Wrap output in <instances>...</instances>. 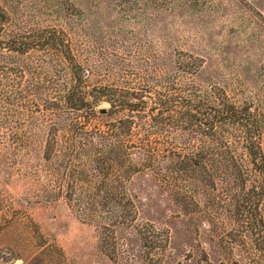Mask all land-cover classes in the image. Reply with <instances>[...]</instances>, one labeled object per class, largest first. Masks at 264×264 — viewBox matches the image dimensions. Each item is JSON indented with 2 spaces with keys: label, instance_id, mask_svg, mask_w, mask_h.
Returning a JSON list of instances; mask_svg holds the SVG:
<instances>
[{
  "label": "trees",
  "instance_id": "obj_1",
  "mask_svg": "<svg viewBox=\"0 0 264 264\" xmlns=\"http://www.w3.org/2000/svg\"><path fill=\"white\" fill-rule=\"evenodd\" d=\"M64 1L60 12L69 24L72 2ZM76 1L87 40L86 5L120 15L110 37L115 60L95 68V80L104 78L102 70L129 72L143 83L136 90L93 85L96 70L81 60L69 33L27 26L0 3L3 182L29 180L27 204L62 200L85 221L108 222L101 229L115 250L116 229L134 232L145 249H164L170 229L136 223L156 196H169L182 211L178 219L195 224L202 261L214 264L222 255V264H264V107L248 98L239 104L209 77L201 53L211 54L193 43L202 32L178 14L202 1ZM191 45L200 54L184 50ZM104 103L110 109L101 115ZM37 144L41 160L24 163ZM138 176L141 188L154 185L148 200L135 191ZM6 202L0 191V235L25 224L23 210Z\"/></svg>",
  "mask_w": 264,
  "mask_h": 264
},
{
  "label": "rangeland",
  "instance_id": "obj_2",
  "mask_svg": "<svg viewBox=\"0 0 264 264\" xmlns=\"http://www.w3.org/2000/svg\"><path fill=\"white\" fill-rule=\"evenodd\" d=\"M70 1L73 13L69 24L60 12L66 8L64 0H0V3L12 18L27 26L41 24L69 33L73 47L81 60L89 68L96 70L92 78L93 85L103 82L105 85L124 90L138 89L143 82L129 72L122 76L116 74L112 76L101 70L104 78L95 80V75L99 74L95 68L115 60V55H112L114 40L110 37L113 36L112 30L116 29L115 23L120 15L109 7L99 10L94 5L91 7L86 5L83 10L87 14V40L79 30L76 9L74 11L72 7L73 5L79 8L78 2ZM201 1L199 7L192 6L189 11L178 14L185 15L188 24L202 32L200 40H194L193 43L199 47L203 45L212 56L201 53L208 63L209 77L220 82L230 97L239 104L248 98L262 109L264 0ZM88 17L91 18L90 21ZM121 42L124 41L121 39ZM128 45L130 47V44ZM183 48L200 54L199 49H194L193 45ZM237 90L246 95L243 96ZM103 109L108 112L110 105L104 103L100 106V111ZM40 146L42 145H35L37 151L35 153L31 151L30 157H26L24 163L36 165L41 160ZM139 177L134 181L135 191L138 190V194L148 200L147 192L153 189L154 185L142 182L144 185L141 188ZM3 181L0 170V191L7 201L5 208L13 204L15 210L22 209L25 224L21 228L24 230L16 228L0 235V264H42V261H45L44 264H207L202 261L203 255L195 252L198 242L192 233L195 224L189 217L178 219L182 211L169 196H156L149 204L147 217H141L139 222L136 221L137 225L149 231L153 227L157 230L170 229L168 244L164 249L156 251L145 249L143 242L134 232L130 236L129 232L116 229L115 250L109 246L114 242L109 237L112 235L108 233L105 237L101 229V225L103 223L109 225L108 222L99 219L85 221L76 210L62 200L48 205L27 204L24 200L32 186L29 180L14 178L9 182ZM177 222L180 233L175 230ZM201 242L204 249L209 251L206 246L207 240L203 238ZM217 258H220V261L214 264H222L225 260L222 255Z\"/></svg>",
  "mask_w": 264,
  "mask_h": 264
},
{
  "label": "water",
  "instance_id": "obj_3",
  "mask_svg": "<svg viewBox=\"0 0 264 264\" xmlns=\"http://www.w3.org/2000/svg\"><path fill=\"white\" fill-rule=\"evenodd\" d=\"M107 113V110L103 109L100 111V114L105 115Z\"/></svg>",
  "mask_w": 264,
  "mask_h": 264
}]
</instances>
